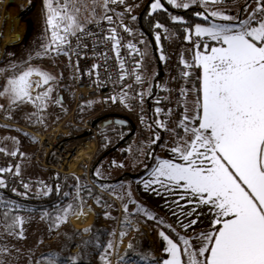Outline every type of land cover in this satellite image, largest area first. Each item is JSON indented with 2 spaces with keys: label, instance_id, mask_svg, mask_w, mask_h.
I'll return each instance as SVG.
<instances>
[{
  "label": "rangeland",
  "instance_id": "obj_1",
  "mask_svg": "<svg viewBox=\"0 0 264 264\" xmlns=\"http://www.w3.org/2000/svg\"><path fill=\"white\" fill-rule=\"evenodd\" d=\"M165 1L167 2V0ZM150 2L152 4L154 0H126L124 4L110 5L116 13H128L130 15L126 17L124 14L122 18H128L135 28V34L131 38L132 44L141 45L143 49V57L139 60L140 66H136L137 74L142 77V80L138 82L142 95L139 115L127 113L117 105L110 113H120L126 116L129 114L136 123L146 121L148 139L142 140L137 136V133L130 137L132 138L130 142L121 145L119 144L120 141L117 142L120 133L116 131L114 125L99 128L93 127L90 123V119H96L103 115L100 112L98 100L82 102L80 107L64 123V126L58 127L59 124L53 126L52 130L45 134V138L41 139L43 134L39 133L38 125L42 129H48L52 122L62 116L65 109L74 102L73 92L65 83L66 80L60 84V80L67 77L66 64L69 50L66 45L62 53L52 51L47 56L36 57L35 52L39 50L40 45L46 39L43 0H0V83L4 81L3 76L7 77L9 74L19 73L30 65L38 66L56 77L55 80L50 81L49 85H42L33 90V95H36L45 91L47 87L53 88L46 108L38 110L32 104L11 106L5 116L0 115L1 118L12 117L19 120L24 127L28 128L27 130L15 127L9 130L7 128L0 129V149H3L0 151V160L6 158L11 160L10 165L7 166L0 163V168L12 169L10 172L0 173V178L5 180V184L6 178L11 181V176L16 174V166H18L19 174L23 173L34 182L47 179L51 181L49 170L53 169L63 174L64 183L69 184L70 187L66 193L65 201L55 204L52 208L41 210H36L35 207L27 208L22 203L8 198L0 188V201H2L0 202V213L4 211L9 213L7 222L4 217L0 216V264H47V258L52 253L57 254L58 264H105V259L108 264H140L139 257L141 255L147 251L150 252V250L154 251V247L158 248L156 235L160 230L162 231V228L154 222H149L150 219L145 216L144 211H138V208L142 206L149 210L155 217L153 220L161 221L158 223L163 224L162 221L164 220L159 219L158 213L153 211L150 205L144 204L137 193L139 182L149 175L154 164L146 174L139 178L127 177L126 175H133L145 169L150 165V163L148 164L149 160H154L153 163H155L157 158L162 159L166 147L175 146L180 141V137L184 135L182 129L178 127L179 123L166 124L165 121L164 127H160L164 130V134L156 155L151 159L146 157L145 149L157 137L153 128L154 123L151 124L150 119L152 115L157 116L158 119H154V121L158 125L157 121H160L163 116L161 112L157 113L154 109L152 114L149 113L148 103L155 99L152 97L154 90L162 91L163 96L169 91V97L175 100L178 89H184L187 92V88H189L190 100L187 103L190 104L194 114V102L197 99L198 89L195 84L197 68H186L187 72L191 73L186 78L190 80V77L193 76L189 87H187V80L183 75L179 82L176 81L175 73L176 69H180V64H184L182 61L187 64L193 63L196 50L193 41H197L198 38L194 34L197 23L193 26H177L178 31L182 28L183 38L179 37L174 28L160 24L162 25L161 31L157 34H160L161 40L156 41L158 55L160 59L161 56L164 57L161 59L162 68H160L150 39L141 35L136 26L137 16ZM246 4H248L249 12L256 7L255 0H241L237 4L220 7L212 4H191L189 8L200 7L202 11L199 12L208 16L209 21L199 24L209 26L211 23H229L222 21L219 17H212L210 13L215 10H222L227 15L239 16L241 19L246 18L247 12L243 10ZM126 9H130V11H126ZM149 9L152 11L151 5ZM179 9L183 10V8ZM10 11L14 12L12 16L9 15ZM173 16L181 18L178 14H173ZM132 17H136V19H132ZM180 21L186 20L181 18ZM6 27L10 28L13 43L5 46L4 33ZM189 34L192 36L191 41L185 39L186 35ZM130 36L131 34H127L128 38ZM206 40L207 38H200L199 42L202 44ZM12 65H16V68L13 69ZM160 72H163L162 76H160ZM32 79L39 78L33 76ZM184 96L179 98V104L185 100ZM33 113H36V116H33ZM185 115L187 114L184 113ZM87 125L90 126V129L85 127ZM56 132H63L65 134L63 138L66 141H69L67 138L75 136L70 139L74 142L75 150L87 142H91L95 148L93 157L79 164V172L69 173L68 162L62 164L55 156L57 164L46 162L48 153L45 151L44 140H52L53 134ZM118 144L119 146L113 150ZM13 151L17 155L9 154ZM109 151L111 152L109 153ZM121 152L126 153V156L123 157ZM20 157L24 161L19 160ZM95 162H98L95 170L96 176L106 182L95 184L91 179V168ZM125 176L126 178H124ZM11 183L14 182L11 181ZM51 187L52 183L44 189H36L33 185L28 186V189L47 192ZM69 205L72 207L68 212L67 219L59 221L57 217H62L64 210ZM125 206H127V211L124 210ZM82 209L89 210L93 217L88 228L78 229L71 221L76 213ZM13 216L23 218V238L19 235V227L11 232L8 230V225L12 223ZM161 217L163 218V216ZM169 225L165 221L166 234L174 241L178 236L183 235L190 238L194 244H199V241L195 239L197 234H182L172 226L169 228ZM121 233L125 234L121 235ZM110 243L113 245L111 248L108 247ZM129 245L132 247L129 248Z\"/></svg>",
  "mask_w": 264,
  "mask_h": 264
},
{
  "label": "snow or ice",
  "instance_id": "obj_2",
  "mask_svg": "<svg viewBox=\"0 0 264 264\" xmlns=\"http://www.w3.org/2000/svg\"><path fill=\"white\" fill-rule=\"evenodd\" d=\"M125 2L43 0L46 39L35 52L36 57L47 56L52 51L64 52L70 37L79 41L94 36L88 26L99 25L102 21L112 24L110 12L123 17L125 13H115L110 5ZM167 3L178 9H188L191 4H218L220 0H167ZM255 3L256 7L250 12L248 4L245 5L243 10L247 17L244 19L227 15L222 10L212 11V17L229 23H211L209 26L197 23L194 34L198 39L193 41L196 49L193 63L182 61L186 68L201 70L197 78L200 87L194 102V114L191 117L185 115L179 122L178 127L184 135L170 149L175 158H157L150 178L142 183L146 190L157 191L153 186L159 185L165 191L178 193L177 207H184L179 201H187L193 206L190 212H180L186 219L201 206L208 208L213 218L211 229L196 235L199 244L183 235L174 242L165 231H160L159 236L166 242L163 252L167 254L162 264H264V0H255ZM163 8L161 0H154L151 4L152 12ZM196 15L208 19L203 12ZM171 19L179 22L181 18L172 16ZM122 27L126 32L131 31L126 26ZM156 27L162 25L157 24ZM200 38L214 43L201 44ZM105 39L113 41L112 48L119 57L121 41L116 27L109 29ZM155 39L159 42L160 34ZM185 39L191 41V34ZM127 47L138 51L134 44L129 43ZM136 66H140L139 62ZM11 67L15 69L16 65ZM120 69L122 74L119 78L124 80L127 74L123 72V61ZM182 75L188 77L191 73L183 72ZM33 76L39 79L33 80ZM55 79L48 71L30 65L19 73L9 74L0 83V97L12 106L32 104L43 110L53 88L47 87L36 95H33V90L47 86ZM135 79L139 82L142 77L137 74ZM180 92L186 95V90L181 89ZM111 99L116 101V97ZM5 107V104H0V108ZM161 111L156 109L157 113ZM32 115L36 116V113ZM157 124L164 127L163 122L157 121ZM156 139L158 137L153 139V143ZM9 154L17 155L15 151ZM10 171L12 169L8 167L0 168V173ZM16 174L19 175L18 166ZM6 187L5 180L0 178V188ZM23 187L28 188V185ZM71 207L69 205L63 216L57 219L65 221ZM124 210L127 211V206ZM139 210H143L149 219H155L146 208L141 206ZM0 216L7 222L9 213L4 211ZM197 222L198 215L196 219H189L187 224L181 221V226L190 229ZM22 224V217L13 216L8 230L11 232L19 227V235L23 238ZM108 247L113 245L110 243ZM139 258L143 261L148 256ZM47 264H58L56 253L50 254ZM105 264H108L106 259Z\"/></svg>",
  "mask_w": 264,
  "mask_h": 264
},
{
  "label": "built area",
  "instance_id": "obj_3",
  "mask_svg": "<svg viewBox=\"0 0 264 264\" xmlns=\"http://www.w3.org/2000/svg\"><path fill=\"white\" fill-rule=\"evenodd\" d=\"M110 15H113L112 24L102 21L99 25L93 24L88 26L89 31L95 33L94 36L85 37L79 41L75 37H70V43L67 45V48L72 66L73 87L77 102L98 100L100 102V112L103 114L112 112L117 105L122 107L127 113L139 115L142 95L135 76L137 75V62L143 57V49L138 44H134L138 51L127 47L129 43L132 44L133 40L131 38L135 34V28L131 22L113 13H110ZM122 25L131 31H124ZM111 27H116L118 38L121 41L119 57H117L116 52L112 48L113 41L105 39L109 35ZM127 34H131V36L128 38ZM85 44L87 47H82ZM134 57H138L139 59L134 60ZM121 61L124 62L123 72L127 74L124 80L119 78L122 74L120 69ZM94 65L96 67H93ZM181 78L182 71L176 69L175 80L179 82ZM181 96L179 89L176 92L175 100L166 94L162 95L160 98L154 99L153 102L150 101L148 109L151 106H154L155 111L157 108H160L166 124L171 122L179 123L184 117L181 104H179ZM111 97H116V101L113 102ZM127 116L130 117L129 114ZM130 118L134 120L133 117ZM135 124V134L138 133V137L142 140H147L146 121L135 122ZM85 127L90 129L88 125ZM63 135H65L63 132H56L53 134L52 140H44L46 153L53 152V155L62 164L68 162L76 151L74 149V142L70 140L66 141ZM41 139L43 140L44 138ZM10 162L11 160H7V158L0 160V163L5 166L10 165ZM11 181L22 185H33L36 189H44L52 183L49 179L34 182L23 173L12 175Z\"/></svg>",
  "mask_w": 264,
  "mask_h": 264
},
{
  "label": "trees",
  "instance_id": "obj_4",
  "mask_svg": "<svg viewBox=\"0 0 264 264\" xmlns=\"http://www.w3.org/2000/svg\"><path fill=\"white\" fill-rule=\"evenodd\" d=\"M164 8L162 10H157L156 12H152L149 9V6L151 5V2L149 4H146L144 6V8L142 9V11L140 13H142L141 18L139 17L140 14L137 16V30L138 32L143 35L146 36L150 39L151 41V47L153 49V52L155 54V50L153 45H155V47L158 50L157 44H156V35L157 33H159L161 31V27L157 28L156 25L157 24H162V25H166V27L168 28H174L177 32V34L179 35V37L183 38V31L182 28L180 31L177 30V26L180 25H190L193 26L196 23H204L209 21L204 20V18L202 16H198L196 15L197 12L202 11V9L200 7H192V8H188V9H178L175 7H172L171 5H169L165 0L162 1ZM173 14H178L181 16V18H183L184 22L181 21H174L171 19V17L173 16ZM126 17L130 16L128 13L125 14ZM124 17L125 19H128ZM180 38V39H181ZM183 41V39H181ZM167 51V49H166ZM138 57H134V60H138ZM158 63V61H157ZM180 69L183 72H186V67L185 66H180ZM200 69L197 68V78L200 76ZM160 76H162L161 72H160ZM195 84L198 86V88L200 87L199 81L198 79H196ZM162 91L160 90H154V92L152 93V97L156 98H160L162 96ZM79 108V106L76 107L75 110H77ZM153 109L154 106H151V108H149V113H153ZM103 115H100L99 117H101ZM154 119H158L157 116H153L151 117V124L154 123V132L157 133V137L158 139L156 140L155 143L151 142V144H149V146L145 149L146 151V157H149L150 159L156 155V152L158 150V147L161 143L162 140V136L164 134V130L160 128L159 125L155 124ZM94 119H90V123L93 122ZM159 121V120H158ZM164 117H161L160 122L164 123ZM114 125V124H113ZM94 127H99V123H97ZM114 127L116 128V131H118L120 133V136L118 138V141L124 140V138H126V136L129 135V133L131 132V127L127 126H119V125H114ZM75 137V136H74ZM72 137L67 138V140H70ZM132 140V138L128 137L126 140L123 141L122 144H126L128 142H130ZM121 144V145H122ZM121 155L123 157L126 156V153L121 152ZM154 158V157H153ZM46 162H48V164H57V160L53 155V152H50L47 157H46ZM152 162V164H151ZM153 161H148V164L150 163V165H148L145 169L141 170L138 173L135 174H130V175H126L127 177H137L139 178L140 176H143L144 174H146L149 169L152 167V165L154 164ZM98 162H95L94 165L91 168V174L90 177L93 180V182L95 184H99L101 182H106L103 179H100L96 176L95 170H96V165ZM154 166V165H153ZM153 168V167H152ZM49 176L52 179V187L47 191V192H37L35 189H28V188H24L22 184H15V183H11V181L9 180V178H6V188H2V191L4 192V194L10 198L13 199L16 202L22 203L23 205H25L27 208L30 207H35L36 210H41V209H45V208H52L55 204H59L63 201L66 200V193L67 191L70 190L69 184L66 185L63 181V174L59 171H55L53 169L49 170ZM126 176L124 178H126ZM73 189V188H72ZM15 190V191H13ZM157 217L159 219H162L164 221L163 224L158 223L161 221L156 222L155 220H148L149 222H154L157 225H159L163 231H165L166 233V226H165V219L162 218L161 216H159L157 214ZM149 251H147L146 253H144L143 255H147L149 256Z\"/></svg>",
  "mask_w": 264,
  "mask_h": 264
},
{
  "label": "crops",
  "instance_id": "obj_5",
  "mask_svg": "<svg viewBox=\"0 0 264 264\" xmlns=\"http://www.w3.org/2000/svg\"><path fill=\"white\" fill-rule=\"evenodd\" d=\"M240 2H241V0H220V3L212 4V5H217L220 7V6L230 5V4H237ZM199 5H203V4H199ZM205 5H209V4H205ZM206 42L209 44L214 43V42H211L209 40H206ZM67 57H68V62L66 64L67 77L63 80H60V84H61V82L66 80L65 83H67L69 85L71 92H73L74 102L72 103V105H70V107L65 109V112L62 116H59L58 118L55 119L54 122H52V125L50 127H48V129H42V127L40 125H38V127L40 129L39 133H41L43 135H45L47 132L52 130L53 126H56L58 124H59L58 127L64 126V123L75 112L76 107L77 106L80 107V105L82 104V102H80V101L77 102V98H76L74 87H73L72 66H71L69 54L67 55ZM181 65L185 66L184 64H180V66ZM186 72H187V70H186ZM200 72H201V70H200ZM200 75H201V73H200ZM192 77L193 76L190 77V80H188L185 77V80H187V83H186L187 87H189V84H190V81L192 80ZM2 79H4V81H5L6 76H3ZM4 81H2V82H4ZM60 84H59V86H60ZM167 90H169V89H167ZM189 92H190V89L187 88L186 95L184 96L185 100L182 101L181 108L183 107V109H184V110L182 109L183 112L185 114L189 115V117H191L193 115V111L190 108V104L187 103V102H189L188 100H190ZM166 95L169 96V91L166 93ZM0 104H5V106H6L5 108L0 109V115L5 116L7 114V110L12 105H9L7 103V101H5L4 98H2V97H0ZM23 105H27V104H22L19 106H23ZM0 122H1L0 123V129L7 128L9 130L12 127L21 128L24 130L28 129V128L24 127V125L21 121L16 120L12 117H4V118L0 117ZM66 129H69V127H66ZM171 147H173V146H167L166 147V149L163 151L164 157H162V159L175 158V157H173V154L170 151ZM19 160L24 161V159L22 157H20ZM155 165H156V162L154 163V167H155ZM150 176H151V172L149 173L148 176L142 178L141 181L139 182L138 189H137L138 196L144 204L146 203V204L150 205V207H152L153 211H156L159 216H163V218L165 219L167 224L169 223L170 226L176 228L178 231H180V233L186 234V235H189L191 233H194L196 235L198 233L206 232V231H209L211 229V223L210 222H211L213 217H212V214L209 212L208 208L201 206V207L196 209V213H194L192 217H189L188 219H186L184 216L180 215V212L181 211H183L184 213L190 212V211H192L193 206L187 204V201H179V203L181 205H184V207H182V208L177 207L176 202L179 199L178 193H176V192L170 193L168 191H165L159 185L153 186L154 188L157 189V191H153L151 189L146 190L144 188L142 181L150 178ZM173 212H175L176 215H173ZM197 215H198V222L194 226H192L190 229H185L181 226V221L183 223L187 224L189 219H196ZM159 233H158V235H156L157 241H158V248L154 247V251L150 250L148 259L143 260V261L141 260L139 262L140 264H162L163 259L167 258V254L163 252V249L166 246V242L163 241V239L159 236ZM130 264H132V263H130Z\"/></svg>",
  "mask_w": 264,
  "mask_h": 264
},
{
  "label": "bare ground",
  "instance_id": "obj_6",
  "mask_svg": "<svg viewBox=\"0 0 264 264\" xmlns=\"http://www.w3.org/2000/svg\"><path fill=\"white\" fill-rule=\"evenodd\" d=\"M14 12L10 11L9 15L12 16ZM4 45H10L13 43V36L11 34L10 28L6 27L5 33H4ZM41 138H45L44 135L41 136ZM95 152V148L91 144V142L84 143L83 146H79L76 148V151L74 152L71 159L68 161V168L69 173H75L79 172V164L84 160H90L93 157V154ZM93 214L89 212V210L82 209L76 215L72 218L73 224L78 229H84L88 228L92 221Z\"/></svg>",
  "mask_w": 264,
  "mask_h": 264
},
{
  "label": "water",
  "instance_id": "obj_7",
  "mask_svg": "<svg viewBox=\"0 0 264 264\" xmlns=\"http://www.w3.org/2000/svg\"><path fill=\"white\" fill-rule=\"evenodd\" d=\"M141 15H142V13L140 14V18H141ZM153 47H154V50H155V56H156L157 61L159 63V67L162 68V62H161V59H160V57L158 55V52L156 50L155 45H153ZM161 74H163V72H161ZM101 119H107V120H105V121H103V122H101L99 124L100 128H104V127H107V126H110V125H113V124L114 125H119V126H124V127L130 126L131 127V132L129 133V135L126 138H124V140H126L128 137L134 136L135 133H136V124H135V122L130 117H128L126 115H122L120 113L106 114V115H103L101 117H97L96 119H94L93 122H92V126L94 127ZM118 121L120 123H118ZM124 140L120 141L119 144H122ZM119 144L117 146H115L113 148V150H115L119 146ZM110 152L111 151H109V153Z\"/></svg>",
  "mask_w": 264,
  "mask_h": 264
},
{
  "label": "flooded vegetation",
  "instance_id": "obj_8",
  "mask_svg": "<svg viewBox=\"0 0 264 264\" xmlns=\"http://www.w3.org/2000/svg\"><path fill=\"white\" fill-rule=\"evenodd\" d=\"M141 14V13H140ZM142 16V15H141ZM140 17V16H139ZM106 114H110V112L109 113H105V114H103V115H106ZM105 120H107V119H101L98 123L100 124L101 122H103V121H105ZM122 141V140H121ZM120 143V142H119Z\"/></svg>",
  "mask_w": 264,
  "mask_h": 264
}]
</instances>
